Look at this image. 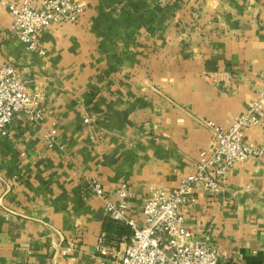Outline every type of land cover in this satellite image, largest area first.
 I'll return each instance as SVG.
<instances>
[{
    "label": "crops",
    "instance_id": "0c3cea01",
    "mask_svg": "<svg viewBox=\"0 0 264 264\" xmlns=\"http://www.w3.org/2000/svg\"><path fill=\"white\" fill-rule=\"evenodd\" d=\"M17 1L0 0V67L42 95L44 117L20 113L0 136V264H102L103 235L118 264L133 231L91 184L117 202L126 182L142 224L153 192L194 171L212 139L204 122L227 128L257 98L264 0H75L80 20L42 30L43 55L12 32ZM183 211L219 264H264V156L233 165L220 192L198 186Z\"/></svg>",
    "mask_w": 264,
    "mask_h": 264
},
{
    "label": "built area",
    "instance_id": "2783aa9c",
    "mask_svg": "<svg viewBox=\"0 0 264 264\" xmlns=\"http://www.w3.org/2000/svg\"><path fill=\"white\" fill-rule=\"evenodd\" d=\"M13 17L12 32L29 51L44 54L40 47V32L53 24L78 22L83 8L75 0H46L41 7L33 0L7 4ZM42 95L32 92L17 68L11 63L0 67V136L8 134L15 117L24 113L31 121L41 122L44 114L39 108ZM212 130L210 146L200 152L194 171L183 177L173 189H156L143 206L144 222L128 215L131 189L126 182L118 185L117 202L108 196L103 185L91 184L94 193L106 203L110 218L130 227L132 241L118 264H219L222 253L207 237L194 238L185 222L183 208L195 200L198 186L214 192L222 191L233 165L264 156V139L255 143L248 137L252 128L264 129V73L257 90V98L245 112L236 116L225 128L205 121ZM57 135L52 130L46 136L52 146ZM73 244L63 253L66 254ZM97 252L102 264H110L114 256L106 237L99 238Z\"/></svg>",
    "mask_w": 264,
    "mask_h": 264
}]
</instances>
